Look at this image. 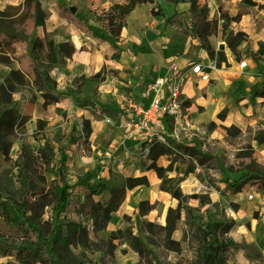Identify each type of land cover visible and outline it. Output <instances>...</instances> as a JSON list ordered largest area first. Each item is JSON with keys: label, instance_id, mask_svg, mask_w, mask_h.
Wrapping results in <instances>:
<instances>
[{"label": "rangeland", "instance_id": "1", "mask_svg": "<svg viewBox=\"0 0 264 264\" xmlns=\"http://www.w3.org/2000/svg\"><path fill=\"white\" fill-rule=\"evenodd\" d=\"M251 1L254 5H249L248 13L239 6L243 0H197V12L190 11L186 2L174 5L158 0L159 10L151 6L141 45L158 52L163 60L175 52L171 44L174 37H190L182 29L190 27L204 33L207 21L216 18L219 32L206 40L214 51L213 58L194 37H190L187 52L193 61H202L218 72L213 70L214 78L208 82L190 81L179 113L162 116L159 125L150 130V140L138 137L132 143L121 134L124 109L114 100L100 97V85L119 84V78L109 77V83L108 75L101 83L90 80L100 71L104 75L113 65L104 64L72 79L59 81L55 76L72 56L64 55L66 48L58 50L60 42L56 39L74 47L72 37L80 32L58 16V6L74 7L98 25L95 14L102 8L100 1L0 0L1 25L25 19L32 3L42 24L28 36L30 44L42 34L53 33L57 45L55 64L44 50H40L39 61L48 69L47 86L57 97L44 90L45 80L31 81L14 58L0 60V99L13 109L15 118L9 156L5 159L0 155V195L25 201L41 211L42 219L52 227L58 225L56 235L64 264H198L203 230H211L218 241L229 244V263L264 264L259 246L241 236L248 227L243 213L264 219V98L255 96L264 85V56H252L264 39L260 23L264 0ZM220 4L227 14L225 19L218 11ZM174 12H183V17L178 24L167 25L165 18ZM141 13L133 19L142 18ZM229 31H242L247 36L236 55L224 41ZM135 36L138 39V30ZM131 49L138 54V41ZM110 55L111 51L107 58ZM242 61L247 62L246 67L240 66ZM224 75L225 82L220 80ZM86 130L88 141L84 142ZM160 137L159 143L174 141L170 155L160 156L157 163L174 161L186 169L179 174L184 196L180 218L170 211L176 208L177 200L160 190V179L146 169L149 151L143 153L142 148ZM45 143L53 149L48 163L39 155ZM125 146H132L138 169L132 171V163L121 161ZM184 146L188 153H183ZM245 173L250 178L231 195L230 182ZM135 178L142 184L128 188ZM51 181L57 183V197L50 193ZM110 188H124L126 195L108 215L102 206L107 204ZM193 194L196 197H189ZM249 194H253L252 199L247 198ZM40 196L45 197L38 201ZM47 202L40 209L39 204ZM5 260L0 258V263Z\"/></svg>", "mask_w": 264, "mask_h": 264}, {"label": "trees", "instance_id": "2", "mask_svg": "<svg viewBox=\"0 0 264 264\" xmlns=\"http://www.w3.org/2000/svg\"><path fill=\"white\" fill-rule=\"evenodd\" d=\"M169 4H178L186 2L189 4V10L197 12L198 4L197 0H164ZM142 4H150L159 10L158 0H124L123 2H112L106 9H101L95 14V22L98 25L92 24L90 19L85 14L75 11L63 4H60L57 9L59 17L66 19L73 24L80 32L86 33L89 37L95 38L100 43H104L111 51L110 59L116 61L121 49L117 43L120 39L122 29L127 25L128 16L131 12L141 6ZM249 5H254L251 0H243V3L239 4L240 8L244 10V13L249 12ZM29 13L20 21L12 19L5 25L0 24V60L8 57L14 58L19 66L20 70L27 74L31 81L36 83L45 80L44 90L57 97L51 87L47 86L50 82L48 77V69L46 66L41 67L40 50H44L50 57L51 63L55 64V53L57 45L53 40V33H47L38 39H35L31 44L28 36L42 24V19L35 5L29 4ZM218 11L222 18H227V14L223 9L222 4L219 5ZM155 14H158L157 12ZM183 17V12H174L170 16L166 17L165 21L167 25H176ZM260 23L264 26V17ZM182 32L186 36L200 39L203 43V47L206 49L209 57L213 58L214 51L207 45L206 40L208 35L217 36L219 32V26L216 18L207 21L205 32L202 30L185 27ZM247 39V36L242 31H229L226 34L224 41L236 55L238 54V46ZM58 50L66 48L65 56L70 57L75 49L73 45L68 42H62L58 45ZM29 48V50H28ZM81 51H90V46L82 45ZM254 59H260L264 56V43H259V48L252 53ZM107 58V54L105 55ZM102 71L94 74L90 77V80L101 83L105 80L107 75L117 77L118 71L109 67L106 69L104 75ZM53 82V81H52ZM58 94V93H57ZM255 96L264 98V85L255 92ZM15 125V118L12 108H7L5 101L0 99V155L5 159L8 158L11 140L10 137L13 134ZM88 130L84 135V142L88 141ZM174 141V140H173ZM173 141L168 139L165 143L154 142L150 145L148 154V163L146 164L147 170H153L157 177L160 179V190L169 193L173 198L177 200L176 208L170 209L175 212L176 218H180L183 210L184 196L179 188V183L182 181V177L179 174L186 172L180 164L170 161L166 166L159 165L157 160L160 156L170 155L171 146ZM182 146L178 147V150ZM183 153H188L189 148L183 147ZM53 149L45 143L39 155L46 163L50 162ZM170 173H176L174 176H170ZM250 178L248 173L238 179L232 180L229 185L230 194L233 195L240 191L242 185ZM50 193L57 197L59 192L56 181H51ZM138 178L132 179L128 185V188H134L141 185ZM108 201L102 208L109 213L120 205L124 199L126 192L124 188H110L108 190ZM43 198L45 196H42ZM38 197V201L42 199ZM189 197H196V195H190ZM37 202V201H35ZM48 204H39L40 209ZM42 212L38 211L32 205L28 206L25 201H18L11 196L2 197L0 195V258L6 260L0 264H64L61 255L60 246L56 232H58V225L49 221H44L41 217ZM75 225V224H74ZM222 225V224H221ZM52 227V228H51ZM75 227V226H74ZM102 227V225L100 226ZM76 228V227H75ZM74 230H78L77 228ZM203 237L200 247V256L198 264H235L229 263L228 255V243L223 239L218 241L217 236L211 230L205 232L203 230ZM136 240L135 237H131Z\"/></svg>", "mask_w": 264, "mask_h": 264}, {"label": "crops", "instance_id": "3", "mask_svg": "<svg viewBox=\"0 0 264 264\" xmlns=\"http://www.w3.org/2000/svg\"><path fill=\"white\" fill-rule=\"evenodd\" d=\"M93 1V0H92ZM100 1L101 9H106L112 2H123L124 0H96ZM142 11V18L133 19L135 14H138L139 11ZM151 10L150 4H142L141 6L135 8L131 14L128 16L127 25L122 29L120 39L117 43L118 47L121 49L120 56L118 62H114V60L105 59V55L109 53L107 50L108 46L104 43L98 42L97 39L89 37L86 33L83 32H75L72 41L74 43V53L68 61L66 65L61 68L62 71L57 73L56 78L61 81L62 78H73L78 74L86 71H94L104 64L113 65V69L118 71L119 77H112L108 75L106 81L109 83L110 78L118 79L119 84L106 86L105 84L100 85V97L106 100H114L115 103L120 107L119 100L122 94L128 95V97L132 98L135 101L141 102L145 99V87L144 85L148 82L154 81L156 78L161 76L166 69L169 55L175 54L178 56V60L181 65L187 63V59L190 60L191 56L187 52L188 48L191 44V38L188 37V40H185L182 37H174L171 40V44L175 52H171L167 55V57L163 60L158 52H155L149 48L142 46V42H145V30L149 21L147 19V12ZM100 11V10H99ZM140 17V16H138ZM166 20V19H165ZM154 24L155 20H151ZM166 22V21H165ZM93 24H95L93 22ZM96 25V24H95ZM138 30V39L135 36ZM142 30L144 32L142 33ZM48 31V29H47ZM44 34H42L43 36ZM142 38V41L140 37ZM56 37V36H55ZM194 40V39H192ZM138 41V54H134L132 52V45ZM55 42H63V39L57 40ZM264 42V39H263ZM89 43V44H88ZM82 45L90 46V51H81L80 48ZM224 49V48H223ZM188 53L187 55H180L181 53ZM201 55V53H198ZM190 56V57H189ZM202 56V55H201ZM166 60V62H165ZM202 62V61H201ZM65 70V71H63ZM215 72H218L217 70ZM211 72V78H214ZM225 78L227 79L224 75ZM116 108V107H115ZM124 109V108H123ZM123 112V111H122ZM128 115L124 114L121 116V129L122 136H126V142H132L135 138L144 139V132L138 131L137 129H133L132 126L128 125ZM123 144V141H121ZM135 148V145H133ZM122 160H128L131 164L132 171L134 169H138V158L132 154V146H125L124 150H122ZM163 157V156H161ZM159 159V158H158ZM166 166L164 164H161ZM153 172V171H152ZM246 217L244 220L245 225L248 227H244L246 233L241 231V236L245 239L256 243L262 254L264 255V219L258 218H249L248 213H243L241 217ZM241 227V226H240Z\"/></svg>", "mask_w": 264, "mask_h": 264}, {"label": "built area", "instance_id": "4", "mask_svg": "<svg viewBox=\"0 0 264 264\" xmlns=\"http://www.w3.org/2000/svg\"><path fill=\"white\" fill-rule=\"evenodd\" d=\"M241 67H246L247 62H240ZM216 70L204 65L201 61L188 60L181 65L178 56L169 55L165 72L152 82H148L145 87V99L141 102L135 101L122 94L119 100L120 107L124 108L123 113L128 115V125L133 129L144 130L146 139L150 137V130L159 125V119L164 115L174 116L180 111V100L187 96L186 88L190 81L198 79L208 82L211 79V72ZM150 140V138L148 139ZM161 137L158 141L161 142ZM152 142V143H154ZM152 143L145 144L143 153L149 151ZM253 198V194L247 196Z\"/></svg>", "mask_w": 264, "mask_h": 264}, {"label": "water", "instance_id": "5", "mask_svg": "<svg viewBox=\"0 0 264 264\" xmlns=\"http://www.w3.org/2000/svg\"><path fill=\"white\" fill-rule=\"evenodd\" d=\"M71 11H72V12H75V8H74V7L71 8ZM220 48L223 49V48H224V45L222 44V45L220 46Z\"/></svg>", "mask_w": 264, "mask_h": 264}, {"label": "bare ground", "instance_id": "6", "mask_svg": "<svg viewBox=\"0 0 264 264\" xmlns=\"http://www.w3.org/2000/svg\"><path fill=\"white\" fill-rule=\"evenodd\" d=\"M220 80H221V81H224V82L226 81V79H223L222 77L220 78Z\"/></svg>", "mask_w": 264, "mask_h": 264}]
</instances>
